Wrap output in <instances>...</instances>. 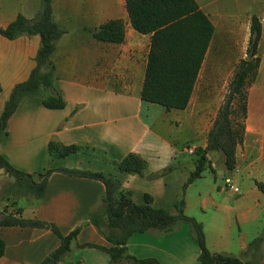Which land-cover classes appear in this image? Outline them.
<instances>
[{
    "label": "crops",
    "instance_id": "1",
    "mask_svg": "<svg viewBox=\"0 0 264 264\" xmlns=\"http://www.w3.org/2000/svg\"><path fill=\"white\" fill-rule=\"evenodd\" d=\"M40 1L0 0V28L7 27L18 15L34 18ZM194 1L212 22L214 33L217 21L227 24L237 47L248 46L253 16L260 21L262 34L259 67L247 89L245 135L236 151V166L227 170L220 151L207 154L210 165L206 170L220 174L224 184L230 179L239 192L226 186L216 188L205 176V170L185 191L184 213L202 224L211 253L264 264V252L259 259L248 250V243L261 235L259 230L249 234L239 229L236 236L229 231L231 220L246 228L261 224L264 217V193L256 185L264 186V0ZM51 9L53 20L64 32L56 41L52 61L54 88L66 106L48 110L39 100L24 98L7 122L0 154L14 168L28 174L56 168L112 174L124 189L131 191L134 203L143 204L144 196L149 195L154 208L171 210L195 167V158L184 157L187 154L183 149L206 148L220 106L212 110L204 91L196 97L195 84L187 108L177 110L176 119L167 121L177 134L185 132L188 137L185 144L189 145L178 149L175 140L161 136L165 124L162 119L174 110L167 111L140 99L150 35L132 28L126 0H51ZM113 20L124 25L121 43L94 38L99 27ZM39 44V36L8 40L0 35V113L14 86L26 81L34 69ZM157 122L159 128L154 126ZM50 141L89 146L105 156L78 154L52 159L47 151ZM130 153L146 163L141 175L119 172L107 161L119 162ZM13 182L0 170V184ZM103 193L104 186L99 181L53 172L40 200L12 197V209H21L25 219L53 223L61 234L67 235L87 223L92 207ZM5 207L14 214L5 202L0 204V211ZM0 238L5 243L0 264H40L60 245L51 231L39 228L0 227ZM81 245L111 247L96 226L85 224L60 264H110L104 252L79 248ZM127 251L138 259H155L160 264H200V251L187 224H178L170 232L136 233L129 238Z\"/></svg>",
    "mask_w": 264,
    "mask_h": 264
},
{
    "label": "trees",
    "instance_id": "2",
    "mask_svg": "<svg viewBox=\"0 0 264 264\" xmlns=\"http://www.w3.org/2000/svg\"><path fill=\"white\" fill-rule=\"evenodd\" d=\"M40 10L32 19L18 15L7 27L0 28V35L8 40L19 37L39 36L40 44L35 56V67L28 79L14 86L0 113V141L7 132V122L24 98L37 99L48 110H62L66 103L54 88V64L52 55L56 41L64 33L52 18L51 0H41ZM126 11L132 28L142 35H150V50L140 99L169 110L187 108L207 50L214 35V26L194 0H126ZM262 28L259 19H251L247 59L242 60L229 85L228 94L220 105L207 136L206 148L195 149L194 170L183 185L182 195L171 210L153 207L152 197L144 196L143 204L133 201L132 193L122 187L115 175L78 169L56 168L43 173L28 174L14 168L0 154V170L13 178L6 192H12L26 200H40L49 176L53 172L96 180L103 184L104 193L92 207L85 224L96 226L111 244L110 248L81 245L98 249L108 255L110 264H160L155 259H138L127 251L129 238L136 234L152 231L170 232L178 224H187L199 248L200 264H251L237 257L213 254L205 242L203 226L194 218L185 215V191L190 184L200 179L209 167L207 154L220 151L224 155L227 170L236 166V151L243 144L245 135L247 89L254 80L260 63L258 45ZM94 38L110 43L124 40V25L113 20L99 27ZM1 91V87H0ZM52 159H62L78 154H105L89 146H65L50 141L47 147ZM116 170L141 175L146 163L130 153L121 161L107 160ZM264 193V186L256 183ZM9 213L7 207L0 212V227L39 228L51 231L60 245L50 252L40 264H60L71 251L80 229L75 228L67 235L46 221L25 219L21 209ZM248 250L254 257L261 258L264 252V229L254 239ZM5 243L0 238V258L4 256Z\"/></svg>",
    "mask_w": 264,
    "mask_h": 264
},
{
    "label": "rangeland",
    "instance_id": "3",
    "mask_svg": "<svg viewBox=\"0 0 264 264\" xmlns=\"http://www.w3.org/2000/svg\"><path fill=\"white\" fill-rule=\"evenodd\" d=\"M227 27L228 26L226 23L223 24L222 22L217 21V31L213 36L215 38H213V41L205 56L196 83V97H199L204 91V98L209 101V105L212 106V110H215L223 103L225 97L228 94L230 82L239 63L242 60L247 59V45L245 46V44H242L239 47L235 46L236 43L234 42V40H232L233 35L229 34V29H227ZM178 113L179 112L177 110H174L162 119V122H164L165 124L161 127V136H164L172 141L175 140L177 148L182 149L186 145H189L185 144V140L186 138H188L186 133L183 132L177 134V132H175L167 122L168 119H171V121L175 120V117L176 115H178ZM154 126L159 128L160 124L157 122L154 124ZM184 157H187L189 159L195 158V156L188 155H184ZM205 176L209 180H211L212 184H215L216 188L225 186L224 178L220 174L217 176L210 170H206ZM11 185L12 184L7 183L0 184V204H3L4 202L5 205L9 204V206L11 207L10 211H13L16 214L17 212L15 211H17L18 209L16 206L15 209H12L15 203V199L12 197L18 198V196H16L12 192H6L8 187ZM260 223L261 224L257 223L244 228L242 224L239 225L235 220H231L229 231H231L233 236H236L237 233H239V229L242 230V233L246 232L251 234L256 230H259L262 233L264 228V217L261 218ZM250 243H248V245Z\"/></svg>",
    "mask_w": 264,
    "mask_h": 264
},
{
    "label": "built area",
    "instance_id": "4",
    "mask_svg": "<svg viewBox=\"0 0 264 264\" xmlns=\"http://www.w3.org/2000/svg\"><path fill=\"white\" fill-rule=\"evenodd\" d=\"M183 152L186 153L187 155L192 156L195 154V148L187 146L183 149ZM225 186L226 188L233 190L235 193L239 192L238 188L233 186L232 181L230 179L226 180Z\"/></svg>",
    "mask_w": 264,
    "mask_h": 264
}]
</instances>
